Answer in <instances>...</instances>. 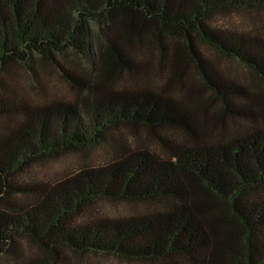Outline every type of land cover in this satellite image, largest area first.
I'll return each mask as SVG.
<instances>
[{"label":"trees","instance_id":"1","mask_svg":"<svg viewBox=\"0 0 264 264\" xmlns=\"http://www.w3.org/2000/svg\"><path fill=\"white\" fill-rule=\"evenodd\" d=\"M260 7L264 0H0V256L20 257L27 240L49 254L46 264H63L68 251L162 264H264V88L253 94L226 77L199 46L245 65L264 87V38L212 22L231 9ZM143 46L168 63L165 88L117 90L124 70L152 68L151 57L140 67L132 59ZM68 53L95 68L81 103L30 108L10 97L6 79L18 65L34 77L38 64H48L83 82L63 63ZM188 64L210 93L199 103L192 90L182 99L167 92ZM212 99L220 106L210 112ZM225 112L246 125L227 139ZM121 127L146 129L165 154L111 143ZM161 130L180 131L185 141L173 144ZM215 130L221 137L213 140ZM105 144L116 155L104 165L57 182L21 180L36 162ZM103 200L154 208L125 218L88 215Z\"/></svg>","mask_w":264,"mask_h":264},{"label":"rangeland","instance_id":"2","mask_svg":"<svg viewBox=\"0 0 264 264\" xmlns=\"http://www.w3.org/2000/svg\"><path fill=\"white\" fill-rule=\"evenodd\" d=\"M212 22L229 30H238L260 38H264V7L260 8H245V9H231L223 14L216 15ZM95 33H99L98 26H94ZM100 39L105 43V39L100 35ZM200 45V50L206 58L211 59L217 70L222 72L226 77L235 80L241 84L247 85L249 91L253 94L257 90L264 87L257 80L252 71L245 65L238 61L222 56L214 49ZM152 49V48H151ZM132 59L140 67L146 63L148 58H152L153 66L150 70L141 73L128 74L123 71L120 77L113 82V87L120 89H136L149 86L155 90L165 88L167 79L170 74L168 63L165 60L159 61V51L148 46L136 48L132 51ZM63 63L70 68L71 74L75 78H82L78 85L67 80L62 72L53 68L48 64H38L36 68V76H31L23 66L13 67V75L6 79L9 86L8 94L19 105H28L30 108L40 106L52 101H70L81 103L84 98L85 83L93 85L95 81L92 79L94 75V66L84 58H79L74 54L68 53L63 57ZM195 89V90H194ZM169 94L177 99H182L189 91H194L195 100L197 103L209 98V91L202 87V82L199 75L196 73L192 64H188L186 73L182 81L171 85L168 89ZM195 102L191 101L192 106H196ZM18 105V106H19ZM220 104L215 100H210L209 111H215ZM226 130L224 138L227 139L237 133L244 131L246 126L245 121L239 119H232L229 113H224ZM4 132L3 126L0 123V133ZM160 134L165 136L173 144H180L185 141L186 136L180 131L161 130ZM221 133L215 130L211 134V138L216 140L221 137ZM111 143H120L129 147L144 144L148 149L165 154L162 144L157 141L146 129H139L138 131L127 128H119L112 132ZM116 155L115 149L109 144L89 146L83 149L73 150L60 154L53 158H47L34 163L27 172L21 176L24 182L44 181L57 182L63 178L76 173L85 166H100L111 161ZM19 200V199H17ZM153 207H148L143 204H131L127 202L116 201H97L94 203L88 215L92 217L111 216L117 218H125L146 212ZM20 246V257L0 256V264H46L50 263V256L46 252L40 250L34 244L27 240H22ZM65 260L63 264H162L152 262L130 261L123 258H118L114 255L100 254V253H86L74 254L67 252L63 255ZM172 264V263H170ZM178 264H186L184 261Z\"/></svg>","mask_w":264,"mask_h":264}]
</instances>
